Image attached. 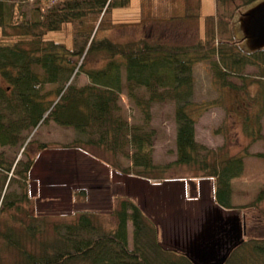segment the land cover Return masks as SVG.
<instances>
[{
  "label": "trees",
  "instance_id": "obj_1",
  "mask_svg": "<svg viewBox=\"0 0 264 264\" xmlns=\"http://www.w3.org/2000/svg\"><path fill=\"white\" fill-rule=\"evenodd\" d=\"M250 1L216 0L218 5L235 3L236 9ZM23 2L32 4L28 11L22 9ZM129 2L0 0V145L20 147L25 155L18 156L16 151L9 158L0 152L1 189L5 186L0 194V214L27 197L35 158L29 154L34 142L26 139L33 128L48 120L74 128L76 137L65 147L95 146L109 164L116 163L109 161L112 155L127 156L130 163L125 172L157 176L171 164L188 165L211 178L217 206L226 210L235 207L231 180L242 173L244 158L264 159V151L248 149V144L264 138V49L244 53L231 35L216 36L215 17L228 24L230 19L219 11L206 16L205 23L210 26L194 41L167 42L145 36L117 41L99 34L126 23L114 21L113 9ZM66 23L72 29L71 47L46 37L48 31ZM202 60L209 62L219 95L218 99L197 102L192 98L193 67ZM249 65L257 72H246ZM79 73L88 79L82 85L73 81ZM231 75L238 76L240 82L230 80ZM46 83L56 86L45 89ZM124 86L141 108L142 123H130L122 115L118 99ZM167 100L174 103L176 157L161 164L153 160L156 132L150 125V106ZM215 105L239 119L247 145L231 152L226 141L213 148L196 139L198 116ZM215 132H223V127ZM47 146L36 143L38 149ZM13 180L20 192L8 190ZM263 200L261 188L253 203ZM111 213L115 218L112 227L98 219L99 213L81 210L71 220L55 223L51 235L33 224L20 228L23 232L7 225L0 234L9 248L20 252V260L11 264H194L184 250L161 243L156 223L132 198H121ZM28 240L32 248L26 244ZM223 264H264V238L243 239Z\"/></svg>",
  "mask_w": 264,
  "mask_h": 264
},
{
  "label": "rangeland",
  "instance_id": "obj_2",
  "mask_svg": "<svg viewBox=\"0 0 264 264\" xmlns=\"http://www.w3.org/2000/svg\"><path fill=\"white\" fill-rule=\"evenodd\" d=\"M147 1L157 3L156 0H133V5L138 3L147 7ZM31 5V3L23 2L22 9L28 11ZM162 5L164 6L162 14L172 9L179 10V14H193L196 24L198 20L202 27L207 15L219 11L224 17L231 19L233 12L237 10L235 3L228 2L218 5L216 0H165ZM113 12L115 18L120 14L130 18L131 15H138L140 11L124 6L114 8ZM230 19L228 24L227 20L215 17L216 36L231 35ZM175 22V24H167L170 31L164 34L165 41L184 42L197 39V33H194L196 35L191 34L194 29L181 31L178 27L182 26V22ZM208 24L205 23V31L210 26ZM127 25L123 24V28L115 26L99 34L105 33L114 39L127 35L135 37L143 32ZM174 29L181 33L172 32ZM46 37L62 41L66 46L71 47L73 36L70 23L64 24L61 29L48 31ZM245 70L250 74L257 72L256 68L250 65ZM193 77L192 98L194 101L218 99L219 92L213 85V73L207 60L194 64ZM86 79L84 73L73 76V81L77 85L85 83ZM229 79L236 83L240 82V78L235 75H231ZM55 86L56 83L44 85L45 89H54ZM139 92H142V89H139ZM118 102L122 115L130 123L143 122L141 108L128 95L125 86ZM150 110L152 115L150 125L156 132L153 160L164 164L176 157L174 103L169 100L153 102ZM220 126L223 127V132H215V129ZM236 132H239V135ZM261 132L264 133V113L261 116ZM74 137H76V132L72 126H62L52 120L41 122L31 130L26 142L28 140L34 142L32 146H29L31 147L29 154L35 158V161L30 172L27 197L18 201L16 206L5 208L1 212L0 232L7 225L22 231L20 228L33 224L38 229L41 228L39 230L45 235H51L55 223L69 221L75 216V212L81 210L99 213L98 219L107 227H112L115 223V218L111 213L112 208L118 205L121 198L130 197L156 223L161 243L165 247L178 248L174 241L175 238L183 236L187 230L188 232L196 230L204 213L213 206L218 207L213 198L211 178L201 176L200 172L188 165L171 164L157 176L146 177L138 175L135 171L125 172L124 167L129 166L130 163L127 156L120 154L121 160L114 169L112 165L102 162L104 154L99 148L97 150L86 145L81 148L63 146L70 143ZM195 137L199 142L213 148L226 141L230 145L231 152L249 142L242 134L239 119L227 115V111L220 105L211 106L198 116L195 123ZM39 142L46 143L48 146L38 149L36 143ZM248 149L252 152L264 151V138L248 144ZM21 150L20 147L9 148L0 145V152L4 151L9 158H12L16 151V155L24 158L25 155ZM1 179L2 172L0 171V194L5 191V186L4 190L1 189ZM231 185V203L235 207L220 210L223 213L237 214L241 220H245V240L264 238V200L253 203L257 192L264 188V159L246 156L242 173L232 178ZM8 190L20 192L18 182L13 180ZM34 215L35 218H33ZM128 238L131 242V233ZM31 243V240H28L26 244L32 248ZM20 258V252L13 247L9 248L0 234V264L15 263Z\"/></svg>",
  "mask_w": 264,
  "mask_h": 264
},
{
  "label": "water",
  "instance_id": "obj_3",
  "mask_svg": "<svg viewBox=\"0 0 264 264\" xmlns=\"http://www.w3.org/2000/svg\"><path fill=\"white\" fill-rule=\"evenodd\" d=\"M230 30L240 51L252 53L264 49V0H252L239 7L230 19ZM245 233V220L234 214L233 223L223 221L209 226L184 251L194 264H223Z\"/></svg>",
  "mask_w": 264,
  "mask_h": 264
},
{
  "label": "crops",
  "instance_id": "obj_4",
  "mask_svg": "<svg viewBox=\"0 0 264 264\" xmlns=\"http://www.w3.org/2000/svg\"><path fill=\"white\" fill-rule=\"evenodd\" d=\"M156 1H157L156 4H153L152 1H149V3L147 1L148 6L146 7V5L141 6L138 3H135V5H133V0H130L127 6H130L134 8L135 10L140 11L138 15L137 14L135 16L131 15L130 18L124 16L123 14H120V16L115 18L114 12H113L114 21L126 22V24H128L127 26H131V27L136 28L137 30L143 31L139 36L133 37L132 35H127L121 38H114V40L126 41V40L135 39V38L142 37V36H145L146 38L151 39V40L164 39V34H166V31H170V29L167 28V24H171V23L175 24L176 23L175 21L182 22V26L178 27L179 29L181 28V31H185V30L189 31L191 29H194L191 32L192 35H196L194 33H197V37L203 35L205 31V23H204V26L202 27L197 20L198 24H196V20L192 16L193 14H190V15L189 14H179L178 12L179 10L176 11L174 9H172L169 12H166L165 14H162L163 8H164L162 4L165 0H156ZM147 11H148V14H147ZM142 15H144V17ZM123 27H124L123 25H120L117 28H123ZM172 32L177 33L179 31L174 29ZM180 33L181 32H179V34ZM122 80L125 83L124 77L122 78ZM87 81L88 80L86 79L85 83ZM82 84H84V82H82ZM86 146L98 150V148H96L95 146H92V145H86ZM120 160H121L120 153H118L117 156L112 155L109 157V161L116 162L115 164H109V163L107 164V162L104 160L102 162H104L107 165H112L115 169L119 165Z\"/></svg>",
  "mask_w": 264,
  "mask_h": 264
},
{
  "label": "flooded vegetation",
  "instance_id": "obj_5",
  "mask_svg": "<svg viewBox=\"0 0 264 264\" xmlns=\"http://www.w3.org/2000/svg\"><path fill=\"white\" fill-rule=\"evenodd\" d=\"M234 214L223 213L220 209L213 206L208 212L204 213L202 220L199 222V225L196 230L188 232V230L183 234L175 238V243L178 245V248L186 250L190 243L195 240L199 235L207 229L209 226H217L223 221H229L230 224L233 223ZM243 220V219H242ZM179 238V239H178Z\"/></svg>",
  "mask_w": 264,
  "mask_h": 264
}]
</instances>
